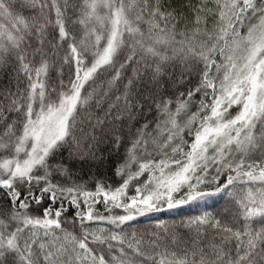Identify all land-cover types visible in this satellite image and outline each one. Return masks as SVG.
Wrapping results in <instances>:
<instances>
[{
  "label": "snow or ice",
  "instance_id": "obj_1",
  "mask_svg": "<svg viewBox=\"0 0 264 264\" xmlns=\"http://www.w3.org/2000/svg\"><path fill=\"white\" fill-rule=\"evenodd\" d=\"M0 264H264V0H0Z\"/></svg>",
  "mask_w": 264,
  "mask_h": 264
},
{
  "label": "trees",
  "instance_id": "obj_2",
  "mask_svg": "<svg viewBox=\"0 0 264 264\" xmlns=\"http://www.w3.org/2000/svg\"><path fill=\"white\" fill-rule=\"evenodd\" d=\"M121 151H123V149H121ZM209 203H211V201H209ZM194 212H187V213H182L181 215H193ZM181 217L180 216H176V217H172L170 218V222L172 219H175V220H179Z\"/></svg>",
  "mask_w": 264,
  "mask_h": 264
}]
</instances>
